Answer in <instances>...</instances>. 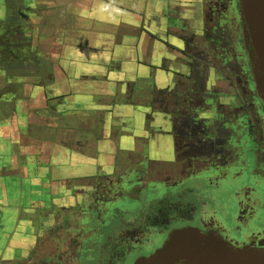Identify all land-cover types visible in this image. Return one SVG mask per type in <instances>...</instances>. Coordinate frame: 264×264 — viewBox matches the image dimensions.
<instances>
[{"label": "flooded vegetation", "instance_id": "flooded-vegetation-1", "mask_svg": "<svg viewBox=\"0 0 264 264\" xmlns=\"http://www.w3.org/2000/svg\"><path fill=\"white\" fill-rule=\"evenodd\" d=\"M52 1L45 2L44 15H58L55 8L59 7L55 3L52 9ZM68 1L79 10L78 21L73 23L75 32L68 39L73 49L81 52L93 46V37L108 25L111 20L106 22L104 18L112 17L113 11L117 14L118 35H111L110 41L127 38L128 32L122 25L128 19L129 0H97L105 2L103 6L95 4L96 0ZM130 1L137 3L142 13L141 24L145 12L155 14L156 31L147 24L138 26L135 40L145 41L144 62L155 75L151 89L154 101L151 106L148 100L141 102L161 116V124L154 130L155 138L146 145L135 139L137 155L128 153L120 163L115 154L112 173L104 177L103 183L99 181L101 176H97L90 182L91 190H72L71 202L59 208L51 205L45 211L47 219L39 228L33 227L36 248L26 258L18 255L22 250H16L12 264H135L139 258L150 257L161 249L171 234L180 229L176 227L180 222L184 223L181 229L195 228L214 234L234 247L264 250V102L255 83L252 49L240 0ZM26 4L24 1L19 6L31 7ZM29 9L28 14L22 9L9 13L0 6V76L10 93L19 95L25 87H38L41 95L56 96L60 81L54 77L47 85L43 81L49 73L41 65L52 69L50 59L42 61V48L52 46L53 52L57 39L62 42L67 37L64 33L59 37H53L54 33L39 36L41 28L32 22L40 14ZM29 16L36 17L31 22ZM111 45L116 47L115 42ZM119 50L118 46L112 48L113 59L123 58ZM81 54H75L74 63L84 60ZM53 55L57 57L58 52ZM152 55L157 56L158 64L152 63ZM54 99L49 103L53 104ZM126 129L122 131L132 135L134 130ZM159 146L160 155L156 156L160 160L152 156L145 160L143 153L152 155ZM195 160L201 163L189 165V161ZM154 174L158 181L153 184ZM192 181L202 184L211 193L210 198L195 192L182 194L178 199L176 196L167 205L150 204L148 216H141L147 222L120 221L123 225L117 233L109 234L111 226L122 220L119 212L110 216L111 205L118 203L126 190L145 188L149 192L160 184L165 189L183 188ZM222 191L228 193L231 203L224 204L223 214L218 215L212 204ZM128 201L136 204L134 199ZM100 227L105 230L103 236H98ZM146 233L148 236L143 239ZM92 234L96 239L88 237ZM19 258L21 262L17 263Z\"/></svg>", "mask_w": 264, "mask_h": 264}, {"label": "crops", "instance_id": "crops-1", "mask_svg": "<svg viewBox=\"0 0 264 264\" xmlns=\"http://www.w3.org/2000/svg\"><path fill=\"white\" fill-rule=\"evenodd\" d=\"M133 3L128 21L122 25L128 32L123 41H110L111 36L102 33L93 37L95 44L85 51L73 49L72 43L64 38L62 42L57 39L53 52L50 47L42 48L45 57L42 61L50 59L52 69L41 62L49 73L43 76V81L46 85L51 77L60 81L55 88L56 96L41 95L38 87H25L19 95L10 93L0 76V264H12L18 249L23 251L18 255L26 258L36 248L34 224L47 219L45 211L51 205L59 208L71 202L72 190H91L90 182L97 176H101L99 181L103 183L104 177L112 173L114 155H119L118 162H124L136 140L144 145L154 140L161 116L146 109V104L141 102L148 100L151 106L154 101L151 89L155 75L142 60L147 49L145 41L135 40L138 26L147 24L156 31L155 14L145 12L141 24L142 13L137 3ZM65 8L73 21L77 19L79 10L74 2ZM67 17L70 16L65 14ZM112 17L117 18V14ZM117 23L116 19L107 25L115 35H118ZM53 29L50 31L47 27L48 36L62 35L58 24ZM113 42L116 47L111 45ZM117 46L122 59L111 56L112 48ZM126 51L127 57L123 56ZM55 52L57 57L53 55ZM76 53H82L84 58L78 64L73 62ZM130 53L140 55L139 63L133 62L135 56L130 57ZM152 59L153 64H158L156 55ZM147 89L150 91L146 92ZM58 94L66 96L62 98ZM52 98L57 100L50 104ZM126 128L134 130L132 135L122 131ZM136 148L137 145L133 150ZM156 155L160 152H152V158L160 160ZM11 189L16 193H9ZM20 259L16 262L20 263Z\"/></svg>", "mask_w": 264, "mask_h": 264}, {"label": "water", "instance_id": "water-1", "mask_svg": "<svg viewBox=\"0 0 264 264\" xmlns=\"http://www.w3.org/2000/svg\"><path fill=\"white\" fill-rule=\"evenodd\" d=\"M257 90L264 102V0H240ZM135 264H264V250L237 248L195 228L175 230L165 245Z\"/></svg>", "mask_w": 264, "mask_h": 264}, {"label": "rangeland", "instance_id": "rangeland-1", "mask_svg": "<svg viewBox=\"0 0 264 264\" xmlns=\"http://www.w3.org/2000/svg\"><path fill=\"white\" fill-rule=\"evenodd\" d=\"M24 1L27 2V4H26L27 6H30L31 5V7H26L25 5H23V6L20 7L19 6L20 3L21 2H24ZM46 1L47 0H10V1L0 0V6H3V9L4 8H7V10H8L7 12H9V13L10 12L11 13H14V11L22 9L24 11V14L25 13L28 14V12H29L28 11V8H30L29 10L31 12L32 11H35L36 13H39L40 14V17L29 16V17H31V19H30L31 22L33 20L32 17H36V18H34L32 24L37 25V26H39L42 29V31H40L41 29H39V33H38L39 36H40V33H46V28L47 27L48 28H51L52 27L49 30L50 31H53L54 30L53 29V25L58 24L61 33H64L65 36L67 37L66 38V42H68L69 44H71V41H69L68 39L70 38V36L72 34H74L75 31H73V23L75 21H78V19H75L73 21L72 18H71V15H70L71 13H69L66 10V8H65V7L68 6V3H70V2L68 0H66L64 2V4H61L62 1L59 2V3L57 1H52L54 4L56 3V5H58L57 7H59V8H55L57 11H59L58 15L55 16L54 12L52 14H50V15H44V10L46 9V7H45V2ZM113 1H116V0H113ZM94 3L95 4H97V3L99 4L100 3V5L103 6L105 2L102 4V2L96 0ZM131 3H133V2L129 0V4H128V8L129 9H132V7H130L132 5ZM14 4H17L18 6H14ZM92 7H94V5H92L90 8H92ZM51 8H52V6H51ZM70 8H72V6H70ZM128 11H130V10H128ZM65 14H67V16H70V17L65 18ZM114 14H115L114 11L111 12V15L112 16ZM131 14H132V12H130V15ZM42 17H43V19H42ZM1 19H3V17ZM21 20L23 21L24 19H20V21ZM104 20H106V22H107V21L115 20V19L113 17H107V18H104ZM131 20H132V17L129 16V21H131ZM90 21H91V23H93V19L90 20ZM127 21H128V19H127ZM43 22H44V24H43ZM81 22L83 23L85 21L83 19H81ZM50 25H51V27H50ZM76 25H77V22L75 24V27H76ZM90 26H91V24H90ZM109 26H104L103 28H100V30L98 31V36L100 34H102V33H104L106 35H110V36L113 35L114 33L112 31V28L109 27ZM65 30H69L70 32H67ZM123 39L125 40V36H124ZM50 47H52V46H50ZM50 50H52V48H50ZM133 51H136V50L133 49ZM123 56H126V57L128 56L127 51L125 53H123ZM134 56H135L134 53H132V55L130 53V57H134ZM139 56L140 55H136L135 56V59H133V62L139 63L138 62V59H137ZM129 60H131V59H129ZM142 60L143 61H146V58H142ZM3 61H5V58L3 59ZM139 144H141V143H139ZM161 148L162 147L159 146L157 148V150H156L155 153H157V151L159 149H161ZM140 149H142V148H140ZM134 150H136V152H132ZM134 150H130L129 156H130V154L137 155V153H138L137 152V148L134 149ZM143 154L145 156V160H147V157L152 156L151 154L150 155L145 154V152ZM197 163H201V160L189 161V165H191L192 167H195V165ZM132 171L133 170L131 169L129 172L132 173ZM131 173H129V175H131ZM245 173H248V172H245ZM9 178H7V182H9L10 185L12 186V183L9 181ZM157 181H158L157 180V175L154 174V176L152 177L151 182H153V184H154ZM201 185L202 184L196 185L195 184V181H192V182H189V183L183 185V188H180V187H170V188H166L165 189L160 184L155 189H153V190H151L149 192L145 188H142L141 190H139L138 188L135 189V190H130V191L129 190L128 191L126 190L125 194L123 195V198L121 200H119L118 203L113 204V206L111 205V207H113V210L110 213V216L112 217L113 216L112 214L116 211V213L119 212L118 214L120 215V218L122 220H119V221L117 220V222L114 223L111 226V228L109 227L110 228L109 234H116L117 233V231L119 230V228L121 227V225H123V224L120 223V221L124 222V220H125L126 222H130L131 223L133 221H136V219H141L144 222H147V219L146 218H143L141 216L142 215H144L146 217L148 216L147 209L148 208L151 209L152 208L151 205H155V207L160 206V205L162 206V204H161L162 202H164L165 205H167V203L176 200V196H177V199H178L179 196L182 195V194H184V196H185V195H190V194L195 193V192H198L196 195L205 196L207 194L208 197L211 196V193L210 192H207L206 188L203 187V186H201ZM128 187L130 188V186H128ZM8 192L11 193V194H15L16 193V190H12L11 189ZM227 195H228V193H224V191H222V192L218 193L217 197L215 196L216 199H215V201L212 204L213 212L215 214L222 215L223 214V211H224V208H225L223 205L224 204H230L231 203V200H230V198ZM229 195L232 197L231 193H229ZM11 197H13V196H11ZM132 197H134V198H132ZM131 199H134L136 204L129 203L128 200H131ZM183 206H185V202H184V205ZM126 210H128L130 213L129 214H126ZM112 219L113 218H111V220ZM40 224H41V222H39L38 224H34L35 228L36 227L39 228V225ZM96 225H93V226L96 227ZM176 227L181 229V228L184 227V223H182V222L177 223L176 224ZM98 230L101 231L100 233H98V236H103V232L105 231L104 228L103 227H100ZM147 236H148V233H146L145 236H143V239H146ZM88 237L90 239L91 238L96 239L95 234H92V235H90ZM93 243H97V240H94ZM99 243H101V242H99ZM96 246H98V245H96Z\"/></svg>", "mask_w": 264, "mask_h": 264}, {"label": "bare ground", "instance_id": "bare-ground-1", "mask_svg": "<svg viewBox=\"0 0 264 264\" xmlns=\"http://www.w3.org/2000/svg\"><path fill=\"white\" fill-rule=\"evenodd\" d=\"M141 83V82H140ZM128 85V84H127ZM150 91V90H149ZM166 99V98H165Z\"/></svg>", "mask_w": 264, "mask_h": 264}]
</instances>
